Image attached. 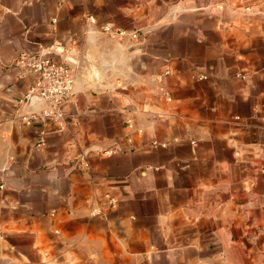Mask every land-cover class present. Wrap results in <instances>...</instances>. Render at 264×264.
<instances>
[{
  "label": "crops",
  "instance_id": "1",
  "mask_svg": "<svg viewBox=\"0 0 264 264\" xmlns=\"http://www.w3.org/2000/svg\"><path fill=\"white\" fill-rule=\"evenodd\" d=\"M263 171L264 0H0V264H264Z\"/></svg>",
  "mask_w": 264,
  "mask_h": 264
},
{
  "label": "built area",
  "instance_id": "2",
  "mask_svg": "<svg viewBox=\"0 0 264 264\" xmlns=\"http://www.w3.org/2000/svg\"><path fill=\"white\" fill-rule=\"evenodd\" d=\"M246 10L248 9L246 8ZM101 30L103 33L117 38L126 34L125 31L110 26H104ZM131 37L134 38L135 33H132ZM14 65L21 68L23 72L34 75V82L19 100V103L29 105L35 99L43 105L39 113L22 116L21 122L29 125L35 121L49 120L57 123L62 129L65 126L66 106L74 96V78L70 68L47 54H22ZM153 145L157 144L153 143ZM3 187V184L0 183V191Z\"/></svg>",
  "mask_w": 264,
  "mask_h": 264
},
{
  "label": "water",
  "instance_id": "3",
  "mask_svg": "<svg viewBox=\"0 0 264 264\" xmlns=\"http://www.w3.org/2000/svg\"><path fill=\"white\" fill-rule=\"evenodd\" d=\"M35 103H38V101L35 100V99H33V100L31 101L30 105L35 104Z\"/></svg>",
  "mask_w": 264,
  "mask_h": 264
}]
</instances>
